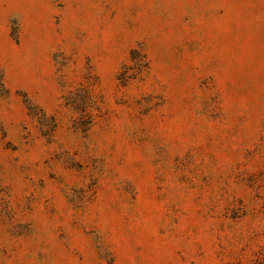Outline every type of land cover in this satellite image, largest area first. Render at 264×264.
<instances>
[{
  "label": "rangeland",
  "instance_id": "1",
  "mask_svg": "<svg viewBox=\"0 0 264 264\" xmlns=\"http://www.w3.org/2000/svg\"><path fill=\"white\" fill-rule=\"evenodd\" d=\"M0 264H264V0H0Z\"/></svg>",
  "mask_w": 264,
  "mask_h": 264
}]
</instances>
